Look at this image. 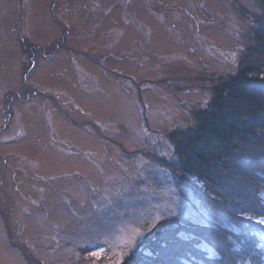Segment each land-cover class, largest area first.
<instances>
[{
    "label": "rangeland",
    "instance_id": "1",
    "mask_svg": "<svg viewBox=\"0 0 264 264\" xmlns=\"http://www.w3.org/2000/svg\"><path fill=\"white\" fill-rule=\"evenodd\" d=\"M263 13L0 0V264H124L173 217L231 228L175 179L168 134L196 125L218 77L264 74Z\"/></svg>",
    "mask_w": 264,
    "mask_h": 264
},
{
    "label": "trees",
    "instance_id": "2",
    "mask_svg": "<svg viewBox=\"0 0 264 264\" xmlns=\"http://www.w3.org/2000/svg\"><path fill=\"white\" fill-rule=\"evenodd\" d=\"M258 23L260 51L264 13ZM252 70L243 64L218 77L211 99L195 113L196 125L168 134L175 179L231 228L170 218L124 264H264V74Z\"/></svg>",
    "mask_w": 264,
    "mask_h": 264
},
{
    "label": "snow or ice",
    "instance_id": "3",
    "mask_svg": "<svg viewBox=\"0 0 264 264\" xmlns=\"http://www.w3.org/2000/svg\"><path fill=\"white\" fill-rule=\"evenodd\" d=\"M261 223H264V219L261 220Z\"/></svg>",
    "mask_w": 264,
    "mask_h": 264
}]
</instances>
